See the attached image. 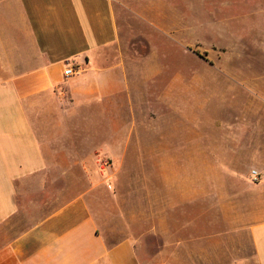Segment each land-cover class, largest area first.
<instances>
[{
  "label": "crops",
  "instance_id": "0c3cea01",
  "mask_svg": "<svg viewBox=\"0 0 264 264\" xmlns=\"http://www.w3.org/2000/svg\"><path fill=\"white\" fill-rule=\"evenodd\" d=\"M151 11L127 33L115 0H0V264H172L171 241L264 264V121L216 126L215 106L191 104L215 75L159 66L155 46L184 48L188 28Z\"/></svg>",
  "mask_w": 264,
  "mask_h": 264
},
{
  "label": "rangeland",
  "instance_id": "374dc122",
  "mask_svg": "<svg viewBox=\"0 0 264 264\" xmlns=\"http://www.w3.org/2000/svg\"><path fill=\"white\" fill-rule=\"evenodd\" d=\"M115 4L119 17L126 24L127 33L132 32V28L141 33L148 29L139 17L147 9L152 10L151 19L156 24L169 27L181 26L186 15V46L179 48L176 43L174 46L171 43L169 48V45L166 47L159 43L155 46L159 66L165 61L167 70L171 68L175 73L181 70L183 62L185 72L188 66L190 74L215 75L211 80H204L205 87L200 88L201 93L195 94L191 91L189 99L195 106L202 105L203 102L208 108L215 106L212 108L215 115H211L209 120L216 126L218 123L228 124L232 119L264 121V0H115ZM134 42L141 55L145 56L150 52L143 37H135ZM193 83L198 84L196 81L191 82ZM230 98L237 99L236 107L234 104L223 107V101ZM206 112L207 110L202 109L200 114L204 116ZM173 120L178 122L177 118ZM175 124H169L168 129L174 126L176 134L178 131ZM213 136L218 142L225 139L224 133ZM197 163L194 160L189 161L193 177L197 176ZM96 165L101 168L103 161L99 159ZM175 165L178 167L181 162H175ZM254 170H258V167L255 166ZM78 180L79 188H87V182L80 172ZM253 182L256 183L257 180L253 179ZM224 183L228 185L230 181L226 179ZM206 184L208 188L218 184L212 169L207 171ZM208 200L213 202L212 198ZM219 227L222 230L225 228ZM180 230H183V226L175 225L174 235H190L181 233ZM191 235L197 236V231ZM168 243L172 244V264H214L213 257H206L207 263L201 259L197 241L192 244L187 241L184 245L178 241ZM218 248L212 245L211 251ZM247 251L249 243L242 245L239 242V254L244 255ZM243 255L238 256L239 262L245 259Z\"/></svg>",
  "mask_w": 264,
  "mask_h": 264
},
{
  "label": "built area",
  "instance_id": "2783aa9c",
  "mask_svg": "<svg viewBox=\"0 0 264 264\" xmlns=\"http://www.w3.org/2000/svg\"><path fill=\"white\" fill-rule=\"evenodd\" d=\"M74 73H75V71L73 70V68L71 66H68L64 71L65 76H72ZM108 164H109L108 161H103V166L106 167V166H108ZM252 175H253L254 179L257 180L259 173L256 170H254L252 172Z\"/></svg>",
  "mask_w": 264,
  "mask_h": 264
}]
</instances>
